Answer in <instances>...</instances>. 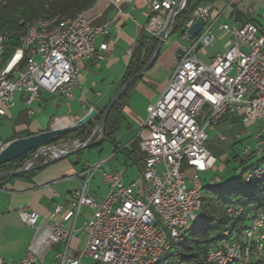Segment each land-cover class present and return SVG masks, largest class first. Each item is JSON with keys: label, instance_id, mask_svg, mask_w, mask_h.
<instances>
[{"label": "built area", "instance_id": "2783aa9c", "mask_svg": "<svg viewBox=\"0 0 264 264\" xmlns=\"http://www.w3.org/2000/svg\"><path fill=\"white\" fill-rule=\"evenodd\" d=\"M107 1L118 5L122 0ZM186 1L147 0L144 32L159 39L170 16L176 18ZM222 1L225 6L217 16L210 14L211 6H200L185 24L181 39L188 45L175 51L162 93L146 107L135 177L124 180L122 174L101 171L103 162L83 167L79 187L71 192V208L62 217L67 222L83 207L92 211L83 226L87 242L81 255H69L71 231L51 221L21 260L7 263L0 258V264H38L45 251L57 243L63 244L55 255L57 264H80L81 257L95 264H157L175 257L180 248L191 243L192 228L203 221V190L213 187L211 182L204 185L200 177L216 162L206 148L205 130L226 117H235L246 126L255 124L259 116L263 132L257 136L264 135V29L250 21L238 22L232 14L235 0ZM224 14L227 22H219ZM175 18L169 23L166 39ZM197 21L202 22L201 30L189 37L186 31ZM217 33L227 39L222 51L206 64L198 55L217 39ZM108 34V25H92L87 12L38 19L25 27L19 46L4 66L10 37L0 34V121L12 107L16 92L25 94L27 106L42 92L71 100L83 62L99 61L107 50L106 42L96 47V38ZM132 52L129 49L127 55ZM219 141L224 142L225 136L219 135ZM77 143L74 148L82 145ZM3 146L0 143V149ZM253 153L259 155L260 150ZM242 154L243 159L250 155L247 149ZM95 173L107 187L100 201L87 193ZM240 174L245 183L253 184L262 178L264 168L248 164ZM226 212L236 217L240 209L229 207ZM20 217L28 227L37 229L36 212L22 210ZM224 235L228 239L207 252V264H264L263 213L253 216L237 238H229L228 231Z\"/></svg>", "mask_w": 264, "mask_h": 264}, {"label": "crops", "instance_id": "0c3cea01", "mask_svg": "<svg viewBox=\"0 0 264 264\" xmlns=\"http://www.w3.org/2000/svg\"><path fill=\"white\" fill-rule=\"evenodd\" d=\"M248 1L255 4V9L248 6ZM263 1L235 0V8L232 11L235 19L238 22H253L264 29V20L262 19L264 5L262 10L257 8V5ZM221 4L220 9L211 8L210 14L212 16H217L222 12L225 2L222 1ZM146 6L147 0H122L118 5H112L107 0H97L93 7L87 11V17L94 26L108 25L109 27V34L106 37L98 36L95 42L96 47L103 42L108 44L107 50L102 53V59L97 61L92 58L83 62L82 76L72 91L71 100H64L59 95L42 92L38 100L27 106L25 94L22 92L14 93L13 105L0 121V143L6 145L16 139L70 126L81 119L90 109H94L98 113V110L107 106L113 95L121 87L129 61L127 51L129 49L133 51L138 39L142 35H148L143 30L147 22ZM241 9L247 11L242 12ZM236 13L237 15H235ZM227 20L228 17L224 14L220 17L219 22L224 23ZM216 37L223 43L227 39V36L222 33H217ZM222 47L223 44L221 49ZM161 64L169 70L166 78L168 79L173 66L167 60ZM140 80L134 83L135 85L130 90L122 107L123 123L116 133V144L111 145L112 153L109 156L111 158L116 153L121 154L123 162L130 163L131 166L135 165L141 155L139 131L146 118V107L158 99L166 85L165 81L154 83L149 79H145L143 82ZM94 88H100V90L94 92ZM135 96L144 99L142 117L138 116L137 107L133 104ZM223 121L229 124L232 118L226 117ZM135 131V136L124 143L120 142L121 138L125 139ZM115 145L118 146L117 150ZM206 148L213 155L219 154L217 149L211 150L210 146H206ZM75 155H78L76 160L68 157L55 161L30 179L15 178L12 179L14 182L7 180L9 178L4 179L5 182H9L4 184L0 190V258L4 262L13 263L21 260L32 240L51 221L71 231L69 239L70 256L79 257L84 251L87 234L83 231V226L91 218L92 211L83 207L74 219L67 222L62 221L63 215L71 208V192L79 187L82 178L80 173L86 164L90 165L86 161L81 162V154ZM107 159L100 161L103 162L101 171L114 172L103 169ZM119 174L125 178V171ZM87 193L96 201L105 197L107 187L98 173H95L89 181ZM55 209H58L57 213L54 212ZM22 210L37 213L36 230L28 227L22 221L20 217ZM62 249L63 244H54L45 251L43 257L37 260L38 264H57L55 255ZM80 264L95 263L86 257H81Z\"/></svg>", "mask_w": 264, "mask_h": 264}, {"label": "trees", "instance_id": "16d2710c", "mask_svg": "<svg viewBox=\"0 0 264 264\" xmlns=\"http://www.w3.org/2000/svg\"><path fill=\"white\" fill-rule=\"evenodd\" d=\"M96 1L97 0H0V34H7L10 37L8 45L5 48L2 66L7 63L14 50L19 46V39L28 24L38 19L75 16L81 12H87L93 7ZM215 1L216 0H187L184 9L174 20L170 35L177 33L182 35L185 24L190 19L192 13L198 7ZM235 15H237V13ZM158 40V38L148 35H142L138 39L132 55L129 57L121 86L146 65L156 49ZM134 85L135 84H133L116 102L106 119L104 128L100 134L101 137L96 139L87 150L100 148L104 144L113 145L115 143V134L123 123L121 110ZM104 110L105 109L98 112L96 117L85 127L65 133L50 145L60 140L65 141L69 136L70 139H80L81 142L85 143L90 137V133H92L90 128L98 123ZM231 118V123L239 122L237 118ZM30 153L23 155L21 158L11 163L24 159ZM80 153L81 152H78V154ZM253 157V154H250L245 159L241 160L234 157V160H237L238 166L242 171L247 167L249 164L248 161ZM6 165L0 166V169ZM256 166L264 168V159H261ZM15 178L30 179L31 175L21 174L7 180ZM229 207L240 209L239 214L236 217L230 216L226 212ZM257 213L264 214V174L260 180L253 184L245 183L240 174L238 178L233 180L230 184L221 187L213 186L211 188H205L203 190L201 204L203 221L196 225L198 226L197 229L190 232L191 243L180 248L175 257L165 258L157 264H207V252L212 248L218 247L222 241L228 239L224 233L228 231L229 238H237L242 235L243 231L248 227L250 219Z\"/></svg>", "mask_w": 264, "mask_h": 264}, {"label": "rangeland", "instance_id": "374dc122", "mask_svg": "<svg viewBox=\"0 0 264 264\" xmlns=\"http://www.w3.org/2000/svg\"><path fill=\"white\" fill-rule=\"evenodd\" d=\"M222 1L216 0L215 2L208 3L205 5H202L201 7L205 6H211L212 8H221L222 7ZM248 6L255 9V4L251 1H248ZM264 1L260 2L257 5V8L262 10ZM257 9V10H258ZM242 12H246L247 10L241 9ZM223 44L220 40H215L212 44L207 46L203 52H201L198 57L201 61H203L206 64H209L215 53L221 52V45ZM182 45H188L187 42H184L181 39V35L179 33L170 35L162 45V48L160 50L159 56L157 60L154 63V66L144 75L143 79L140 81L143 82L145 79H149L153 81L154 83H162L165 81L169 73V70L164 68L161 63H163L165 60L171 62L173 66V60L172 55L179 49ZM166 79V80H165ZM94 92L96 90H100V88L93 89ZM143 102L144 99L135 96V99L133 100V104L136 105L137 109L136 112L139 117L143 116ZM107 106H104L102 109L98 110V112L105 109ZM144 108V107H143ZM207 109L204 108L203 111L205 112ZM97 125V124H96ZM96 125H93L92 128H90V131L92 132ZM207 134V142L206 146H210V149L215 150L217 149L219 151V154L216 156V162L211 170L208 172L201 173L200 177L204 183V185L209 184L210 181L213 182L214 187H221L223 185H227L233 182L241 173V169L238 166L237 160H234V157L237 159H243V150L247 149L248 154H252L255 150H260L259 155H255L251 158L248 163L250 165L256 166V164L261 160L264 159V135L257 136L261 132H263V127L260 122V117H257L256 123L251 125L243 126L241 123H226L222 121L217 126L213 128H207L205 130ZM135 132L131 133L129 137L122 139L119 136V139L121 138V143L126 142L129 138H132L135 136ZM91 134V133H90ZM219 135L225 136V141L220 142L219 141ZM116 136V134H115ZM257 136V138H255ZM101 137V136H100ZM75 142V143H74ZM77 142L83 143L80 141V139H70V136L68 139L60 140L53 144L56 148H64L67 147L69 149L74 148V144ZM73 143V144H72ZM72 144V145H70ZM78 144V143H77ZM116 144V143H114ZM65 145V146H64ZM116 146V150L118 149V146ZM209 151V150H208ZM112 153V146L109 144L104 145L101 149L100 148H94L91 150H84L81 154V162H88L90 165H94L97 162H100L101 160L107 159ZM35 154V152L28 154L24 159L15 162L10 163L6 166H4L2 169H0V173L8 172V171H16L20 170L24 167V165L30 160V158ZM78 155L70 156V159H77ZM121 154H114L109 157L106 161V164L103 166V169L105 170H112L114 172L122 173L125 171V178L126 179H133L135 177L136 167L135 165L131 166L130 163H124L122 160ZM245 158V157H244ZM62 158L56 159L49 153L44 156L42 155L26 173L23 174H29L34 176L37 172L45 168L46 166L54 163L55 161L61 160ZM137 160V159H136ZM136 162V161H135ZM129 167V168H128ZM257 167V166H256ZM264 167V166H263ZM160 170V166L158 167ZM11 182H14L12 180ZM6 183L5 180H0V190L2 189V186ZM249 223V222H248ZM198 226H194L192 230L197 229Z\"/></svg>", "mask_w": 264, "mask_h": 264}, {"label": "water", "instance_id": "95a60500", "mask_svg": "<svg viewBox=\"0 0 264 264\" xmlns=\"http://www.w3.org/2000/svg\"><path fill=\"white\" fill-rule=\"evenodd\" d=\"M174 18H175L174 15L170 16L164 30L162 31L159 37L156 49L154 50L152 56L150 57L146 65L138 73H136L133 77H131L127 82H125L113 95L107 107L105 108L103 114L101 115L95 129L92 131L90 137L87 139L85 143H82L80 147L71 149L69 151L59 150L53 145H50L53 141H55L65 133L83 128L87 124H89L97 115V112L94 109H90L81 119H79L76 123L70 126L59 129H53L47 132H42L38 135H34L22 139H16L4 145L3 148L0 149V166L11 163L21 158L23 155L27 153L35 151V154L30 158V160L24 165L22 169L0 173V180H4L7 178L15 177L23 173H26L36 163V161L46 152H49L56 159L59 158L64 159L73 156L78 152L87 150L94 143V141L100 137L106 119L111 109L116 104V102L121 98L123 94L127 92V90L134 83H136L138 80L142 78V76L153 66V64L157 60L162 45L164 44L167 37L169 23ZM201 27H202V22L197 21L187 29L186 34L189 37H194L200 32ZM252 154L254 156V153ZM210 182L213 184L212 181Z\"/></svg>", "mask_w": 264, "mask_h": 264}, {"label": "bare ground", "instance_id": "6f19581e", "mask_svg": "<svg viewBox=\"0 0 264 264\" xmlns=\"http://www.w3.org/2000/svg\"><path fill=\"white\" fill-rule=\"evenodd\" d=\"M74 146L76 147V146H78V144L76 143V144H74ZM61 149H66V150H68L69 148L64 147V148H61ZM46 153H48V152H46ZM46 153H45V154H46ZM45 154H44V155H45Z\"/></svg>", "mask_w": 264, "mask_h": 264}]
</instances>
